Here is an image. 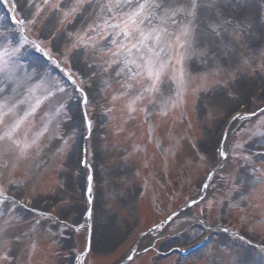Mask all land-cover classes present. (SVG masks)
Listing matches in <instances>:
<instances>
[{
  "label": "rangeland",
  "instance_id": "obj_1",
  "mask_svg": "<svg viewBox=\"0 0 264 264\" xmlns=\"http://www.w3.org/2000/svg\"><path fill=\"white\" fill-rule=\"evenodd\" d=\"M116 2L93 0L90 15L83 19L79 12H71L74 5L79 7L77 0H48V3L31 0V6L23 4L17 13L19 18L35 20L34 24L24 25L22 35L39 42L54 59L45 64L41 58H34L30 55V50H34L31 46L24 50L23 55L27 61L42 66L45 79L66 86L67 92L45 98L46 86L37 83L30 86L23 108H13L11 112L3 109L5 114L3 123H0V135L21 120L25 112L29 114L13 135V140L20 142L19 146L7 139L0 140V190L5 196L15 193V198L27 202L28 208L35 206L58 218L60 226L55 219L44 222L42 229L33 226L31 239L22 237L18 245L8 243V238H5L0 242V264H72L71 250L82 253L86 248L88 227L87 223L81 224L80 221L87 199L83 198L78 183L81 168L76 155L78 133L84 131L85 117L79 111L81 120L72 123L60 109L61 101L68 104L67 115L71 116L76 96L72 86L54 73L52 64L64 66L77 76L78 86L83 82L82 86L94 101L86 108L87 118L96 117L101 126L87 138L90 167L86 169L88 173H94L97 184V196L91 205L96 215L92 249L81 258L80 264H120L136 244L138 253L129 264H231L230 258L237 254L251 259L256 256L258 247L264 248V183L250 189L245 201H232L230 205L229 198L237 195L231 191L237 165L230 159L224 171L212 178V186L206 192L209 199L216 201L213 208L209 211L207 202L183 207L200 194V182L211 167L194 157L189 140H208L205 124L212 127L213 121L208 117L201 119L200 89L212 87L219 77L209 76L206 85L193 77L177 98L174 90L144 91L141 85L151 83L146 69L138 76L129 77L126 73L120 79L114 76L111 68L102 77H99L100 69H95L98 75L94 76L85 68V64L101 60L111 63L125 55V49L118 44L106 46L103 38L108 35L104 30L105 19L109 24L121 22ZM57 3L61 8L59 11L51 7ZM106 4L112 5L114 16L106 7L101 11V6ZM252 8L255 18L257 5L253 4ZM38 9L42 10L38 12ZM65 12L69 15L65 16ZM0 18H3L0 26L13 28L5 14L0 13ZM89 25L100 27L89 32ZM18 28L15 26L13 30ZM117 40L126 47L136 42V38L128 41L117 37ZM255 40L257 45L251 47ZM241 41L244 46L240 54L250 61L246 83L252 84L251 96L244 98L247 108L240 115L241 120L234 124L230 122L228 140L223 146L227 151L233 141L251 143L255 146L254 151L262 152L264 145L257 141L264 138V114L259 113V109L264 107V89L260 87L264 83L261 79L264 77V37L257 29L251 41L247 36H242ZM93 52L97 55L93 56ZM114 53L119 55L113 56ZM77 56L78 60L73 59ZM129 59L142 62L135 51ZM173 63L174 58L162 73V79L172 72ZM207 71L214 72L215 69ZM128 84L132 87L126 88ZM233 108L236 109V105ZM252 112L257 115L251 116ZM213 115L221 120L229 119L227 111L222 109ZM61 136L67 141V146L61 142ZM214 143H210L209 148L214 147ZM25 144L30 147L22 151ZM211 158L208 156L209 160ZM252 160L260 170L258 175L264 176V159L253 156ZM13 181L23 184V188H14ZM3 210L0 206V212ZM178 210L180 216L161 231L142 236ZM20 211L26 222L38 218L26 209ZM199 222L204 223L203 228ZM24 231L28 232L27 227ZM207 233L214 235L212 241L191 257L181 258L176 254L160 259V255L169 249L189 246ZM241 235L250 238L249 243L253 242L258 247L251 245V250L246 245L245 248ZM8 248H11V255L5 261L3 257L8 254ZM145 248L149 249L146 253ZM213 249L215 254L210 256L208 253Z\"/></svg>",
  "mask_w": 264,
  "mask_h": 264
},
{
  "label": "snow or ice",
  "instance_id": "obj_2",
  "mask_svg": "<svg viewBox=\"0 0 264 264\" xmlns=\"http://www.w3.org/2000/svg\"><path fill=\"white\" fill-rule=\"evenodd\" d=\"M10 2L12 12L20 11L25 3L31 6V0H20L19 3L17 0H10ZM45 3H48V0H45ZM253 4L257 5L255 18L253 16ZM77 5L79 7L74 5L71 12H79L83 19L86 15H90L93 0H77ZM51 7L57 11L61 10L58 3L51 5ZM105 7L114 16L111 13L112 5H102L101 11ZM116 8L122 17L121 22L109 24L105 19L104 30L108 32V35L103 38L106 40V46L118 44L121 49H125V55L121 60L113 59L111 63L101 60L99 63L85 64L87 71L97 76L95 69L98 68L100 69L99 77H102L111 68L115 77L123 79L126 73L129 77H135L146 69L151 83L141 85L144 91L152 93L161 88L174 90L177 98L182 95L181 89L193 77L200 79L205 85L209 76L219 77L212 87L204 86L200 89L201 119L208 117L213 121V126L209 127L207 123L205 124L208 137L206 142L189 140V146L194 157L201 162L210 164L211 167L208 175L200 182V188L203 191L188 201L187 206L192 207L198 202H207L208 210L213 208L216 201L209 199L204 193L212 186V178L224 171L230 159L235 161L237 165L235 170L237 174L232 177L231 187V191L237 195L229 198L230 205L232 201H245L250 194V189L259 183H264V176L258 175L260 170L252 160L253 156L257 159H264V151L256 152L253 144L235 141L225 151L223 145L228 140V132L225 129H230L231 125L227 119L221 120L219 117H215L213 113L221 109L227 111L228 118L233 124L242 118L238 109L245 103L244 98H250L252 84L246 83L248 80L247 65L250 61L246 56L240 54V50L244 46L241 37L247 36L251 41L257 29L264 37V0H259V2L258 0H117ZM41 10L38 9L37 11ZM64 15L67 16L69 13L65 12ZM11 19L14 22L13 28L8 25L0 26V123H3V115L5 114L3 109L7 108L11 112L13 108H23L26 105L25 97L29 94L30 86L34 84L42 83L46 86L47 95L45 98L67 92L66 86L62 87L58 82L45 79L42 66L27 61L23 55L24 50L29 46L42 55H48L39 42L29 40L22 35L25 31L24 25L26 23L34 24L35 20L25 19L23 16L16 19L14 15L11 16ZM15 26H19L16 31L13 30ZM99 27L100 25H89L88 31H95ZM109 29L111 31H108ZM117 37L128 41L136 38V42L130 43V46L126 47L125 44L117 40ZM133 51L139 54V60L142 62H138L137 59H129ZM96 55L97 53L93 52V56ZM116 55L119 53L113 54V56ZM48 58L51 59L50 56ZM173 58L172 72L162 79V73L167 65L173 62ZM73 59L78 60L79 56ZM208 69H215V71L208 72ZM257 75H259L258 70ZM68 77L71 80L73 95L76 96L78 103L86 109L89 104V94L82 86L83 82L81 81L78 86L77 80L73 78L71 72L68 73ZM261 79L264 80V77ZM125 87L131 88L132 85L128 84ZM260 87L264 89V83ZM233 105H236V109L233 108ZM68 107V104L60 102V109L70 120L71 116L67 115ZM259 113L264 114V108L259 109ZM28 114L25 112V116L21 117V120L16 121L3 135H0V140L7 139L19 146L20 142L13 140V135ZM250 115L256 116L257 113L252 112ZM84 117L85 128L90 137L94 121L87 118L86 111ZM65 135L67 134L65 133ZM60 140L67 146V141L64 140L63 136L60 137ZM213 141L215 142L214 147L209 148V144ZM257 143L264 145V138L259 139ZM28 147L30 145L25 144L22 151ZM9 150L5 149V151ZM83 151L86 153L87 150ZM208 156L212 157L211 160L208 159ZM77 163L85 168L90 167L83 157L78 159ZM86 179L89 195L86 200L85 215L89 220H93L94 210L91 207L93 203L91 195L93 175L91 172ZM24 183L26 184L27 181ZM12 186L22 189L24 185L13 181ZM15 196V193L5 196L4 192L0 190V206L4 208L3 212H0V242L8 238V243L18 245L22 237L28 236L31 239L30 233L33 231V226L36 229H42L46 221L55 219L57 226H60L58 218L47 215L35 206L28 208L27 202L18 201ZM223 206L224 204L221 202V207ZM20 209H26L38 218L26 222V218ZM179 216V212L168 216V223ZM162 226L157 225L156 229L149 230L142 236H150L153 230H159ZM199 226L203 228L204 223L199 222ZM25 227L28 229L27 233L24 231ZM64 227L66 228L67 225L65 224ZM97 236L99 240V234ZM199 243L200 241L197 240V243L191 247L195 248ZM91 249L90 234L86 248L81 255L90 253ZM147 251L149 249L145 248L144 252ZM7 253L3 257L5 261L11 255V248L7 249ZM208 254L214 255L215 250L213 249ZM133 258V254H129L127 257L130 262ZM76 259L80 260V256H77ZM230 261L231 264H264V248L258 249L256 256L251 259L237 254L230 258Z\"/></svg>",
  "mask_w": 264,
  "mask_h": 264
}]
</instances>
